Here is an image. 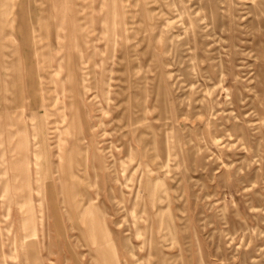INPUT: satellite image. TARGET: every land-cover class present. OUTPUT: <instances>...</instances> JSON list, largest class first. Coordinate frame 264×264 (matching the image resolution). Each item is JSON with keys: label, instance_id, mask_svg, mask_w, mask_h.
Masks as SVG:
<instances>
[{"label": "rangeland", "instance_id": "obj_1", "mask_svg": "<svg viewBox=\"0 0 264 264\" xmlns=\"http://www.w3.org/2000/svg\"><path fill=\"white\" fill-rule=\"evenodd\" d=\"M109 242L118 264H264V0H0V264Z\"/></svg>", "mask_w": 264, "mask_h": 264}, {"label": "bare ground", "instance_id": "obj_2", "mask_svg": "<svg viewBox=\"0 0 264 264\" xmlns=\"http://www.w3.org/2000/svg\"><path fill=\"white\" fill-rule=\"evenodd\" d=\"M61 149V148H60ZM25 152V149H23ZM62 152V151H61ZM65 155V154H64ZM21 166L23 167V175H19L21 178V183H20V187L21 189H25V190H29V174H28V168H27V164H26V158L23 160V162H20ZM60 163H61V171L63 170V176H65L66 174L70 175L71 181H74V175H73V168L74 165H76L75 163H73V159L72 158H68L66 159L65 156H61L60 158ZM17 178V177H16ZM36 181H38L36 179ZM72 188L69 187V189L66 191L67 192V200L70 204L73 205L75 212H77L80 209L81 203H82V193H78L75 191V188H73V186H71ZM93 211H94V206H89L88 209H86L84 211V217L87 220L92 221L93 220ZM95 217V216H94ZM36 238L34 235H32V233L30 234L29 238L26 239L25 241L27 242H31L34 241ZM100 253L98 256V260L100 262V264H118L117 262V257L115 255L114 249L112 248L111 243L109 242V251L100 249Z\"/></svg>", "mask_w": 264, "mask_h": 264}, {"label": "crops", "instance_id": "obj_3", "mask_svg": "<svg viewBox=\"0 0 264 264\" xmlns=\"http://www.w3.org/2000/svg\"><path fill=\"white\" fill-rule=\"evenodd\" d=\"M28 142H27V144H26V141H25V143H24V147H23V149H25V152H23V156H22V159H21V161L20 162H23V160L26 158V164H28L29 165V163H30V155H29V152H28ZM24 151V150H23ZM39 157H37L36 156V159H38ZM37 161V160H36ZM36 165H38V163L36 162L35 163V166ZM29 180H30V186H31V183H32V171L30 170V168H29ZM33 189V188H32ZM33 192V191H32ZM28 194V193H27ZM26 194V201L27 200H29L28 198H33L32 196H30V194L29 195H27ZM31 195H32V193H31Z\"/></svg>", "mask_w": 264, "mask_h": 264}]
</instances>
